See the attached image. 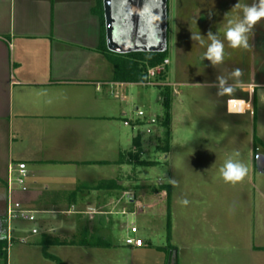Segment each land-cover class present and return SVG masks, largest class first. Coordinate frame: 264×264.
Segmentation results:
<instances>
[{
  "label": "crops",
  "instance_id": "obj_1",
  "mask_svg": "<svg viewBox=\"0 0 264 264\" xmlns=\"http://www.w3.org/2000/svg\"><path fill=\"white\" fill-rule=\"evenodd\" d=\"M254 2L168 0V48L171 41L175 65L169 66L167 82L170 140L172 125L182 117L187 98L197 100L194 108L209 99L203 121L227 135L235 123L244 124L241 131L248 149H234L233 133L226 137L231 147L214 154L231 156L239 151L247 157L249 182L254 186L257 180L261 211L259 242L251 245L249 252L264 264V179L253 176L256 155H264V118L260 115L264 106V20L253 29L248 49L231 48L224 35L228 21L242 16V8L235 5ZM99 9L98 0H0V241L6 239L9 227L11 193L13 199L35 211L37 226L33 230L41 234L35 242L37 234L30 235L33 230L15 235V239L29 236L22 242L39 244L46 261L61 263L46 255L50 254L48 246L70 245L64 242L78 234L80 225L104 239L113 235L115 229L122 228L118 218L122 209L131 207L129 203L122 206L125 193L136 195V178L132 176L136 167L130 153L137 135L130 134L123 121L132 110L128 91L139 84L110 86L119 82L112 81L113 66L99 51L105 35ZM102 12L104 16L103 1ZM209 32L225 45L224 62L214 67L204 59ZM199 34L203 45L192 39ZM182 60H187V65ZM236 68L243 70L239 85L231 93L218 94L211 84L223 76L229 85H235L231 73ZM189 74L197 80H188ZM195 86L206 89H191ZM123 94L127 100L121 98ZM234 101L244 102L246 108L239 113L231 111ZM200 152L204 157L212 154ZM20 163L28 173L26 192L13 184L10 189L9 179ZM56 214L65 215V224H53L48 215ZM57 227L70 238L58 235ZM0 264H4L1 258Z\"/></svg>",
  "mask_w": 264,
  "mask_h": 264
},
{
  "label": "rangeland",
  "instance_id": "obj_2",
  "mask_svg": "<svg viewBox=\"0 0 264 264\" xmlns=\"http://www.w3.org/2000/svg\"><path fill=\"white\" fill-rule=\"evenodd\" d=\"M170 42L167 56L171 58L172 65L169 66L172 67L175 61ZM181 62L187 65V60ZM187 77L190 81L197 80L190 74ZM200 88L206 89L191 87L193 90ZM127 96L128 107L132 109L129 111L130 117L136 116L134 110L137 106L148 114L146 118H141L146 124L135 131L129 127L128 131L141 135L142 153L140 151L139 159L153 163L133 167L136 202L132 204V200L125 199L126 204L122 206L129 203L131 207L125 206L127 208L122 210L130 213L135 209V215L122 214L118 217L122 228L115 229L113 235L105 237L109 246H48V252L61 263L44 260L39 244L24 243L14 238L10 240L8 248V264H260L257 257L253 258L249 252V247L259 242L257 228L258 213L261 211L257 202V180L253 186L247 175L241 183H225L219 169L230 155L214 154L215 150L217 153L220 149L231 147L226 137L233 136V133L234 149H248L241 131L244 124L235 123L234 130L232 133L228 131L227 135L210 122L203 121V118L207 119L209 99L202 105L199 102V108L195 109L193 105H196L197 100L187 98L182 117L172 125L168 150L160 151L156 134L162 140L167 129L158 126L155 134L148 132L150 125H147L153 116L162 118L164 107L160 100V89L157 86H133ZM245 108L244 102L234 101L230 109L239 113ZM260 115L264 118V106ZM163 146L162 143L160 147ZM200 151L205 155L211 151V157L199 156ZM210 159L213 161L209 162ZM238 159L247 166L246 156L240 155ZM253 173L256 179H264L263 175ZM169 179H174L177 185L173 187ZM165 185L168 188L162 191L161 186ZM182 199H187L189 203L182 205ZM48 217H51L55 226L65 224L64 219L67 221L62 214ZM36 222L14 220L12 227L16 231L13 235L31 232L36 228ZM132 225L138 228V236L145 243L143 248L132 249L124 242ZM57 233L63 238H70L62 235L63 231L59 227ZM40 236V232L35 235L34 242Z\"/></svg>",
  "mask_w": 264,
  "mask_h": 264
},
{
  "label": "water",
  "instance_id": "obj_3",
  "mask_svg": "<svg viewBox=\"0 0 264 264\" xmlns=\"http://www.w3.org/2000/svg\"><path fill=\"white\" fill-rule=\"evenodd\" d=\"M102 1L109 52L127 55L136 52L163 53L167 50L168 0ZM255 166L258 173L264 174L263 154L256 155Z\"/></svg>",
  "mask_w": 264,
  "mask_h": 264
},
{
  "label": "trees",
  "instance_id": "obj_4",
  "mask_svg": "<svg viewBox=\"0 0 264 264\" xmlns=\"http://www.w3.org/2000/svg\"><path fill=\"white\" fill-rule=\"evenodd\" d=\"M99 5V14L100 18L102 20V23L104 24V16L102 12V0H98ZM96 13H98V10L96 9ZM99 51L106 57V59L112 64L113 66V75H112V81L113 82H124V83H133V84H141L145 83L148 79L147 77V70L150 67L157 66L158 64H161L165 59L168 58L167 52L168 48L163 53H144V52H136V53H130L127 55H118L114 54L108 51L106 47V39L105 35H103L102 43L99 47ZM167 71L157 78V81L167 82ZM160 89H162V92L160 93L161 96V102L163 104V107L165 109L164 115L162 118H159L158 126L160 128L167 129L166 135L164 139H159V136H157L158 141H160V145L163 143L164 146L160 147V145L157 147L158 150H168L169 147V140H170V134L168 132V127L170 125V100H171V92H170V86H159ZM133 152L130 153V159L135 166H146V165H152L153 163L149 161H145L142 159H139L140 151L142 153L141 148V135L136 136V138L133 141ZM138 150V151H137ZM137 151V152H136ZM133 159V160H132ZM165 187L168 188L167 185L161 186V190L163 191ZM169 219H168V234L170 239V232H171V220H170V212L168 210ZM87 227L80 225L78 234L69 242H64L65 244L70 245H79V246H87V247H106L109 246V243L103 238L99 237L97 234H90L88 233V230H86ZM85 229V230H83ZM83 230V232H82ZM8 241L7 239H4L0 241V258L3 259L4 264H7L8 259ZM171 247V246H169ZM46 255L51 258H56L48 253Z\"/></svg>",
  "mask_w": 264,
  "mask_h": 264
},
{
  "label": "clouds",
  "instance_id": "obj_5",
  "mask_svg": "<svg viewBox=\"0 0 264 264\" xmlns=\"http://www.w3.org/2000/svg\"><path fill=\"white\" fill-rule=\"evenodd\" d=\"M235 7L242 8V16L228 21V27L224 33L225 39L233 49H248L251 46L250 36L253 33V29L261 20H264V0H255L253 4L244 6L237 3ZM207 37L210 43L207 44L204 59L210 61L213 67L222 64L224 62V43L212 32H209ZM192 39L199 41L202 45L205 43L201 34L192 36ZM242 75V69H233L231 76L236 80L235 85H229L225 77L217 76L216 82L212 83L211 86L217 88L218 94L231 93L239 85V78ZM239 156V151L234 152L219 169L225 183L235 185L243 182L247 177L249 169L245 163L238 159ZM169 183L173 187L177 185L174 179H169ZM180 203L186 206L189 201L182 199Z\"/></svg>",
  "mask_w": 264,
  "mask_h": 264
},
{
  "label": "built area",
  "instance_id": "obj_6",
  "mask_svg": "<svg viewBox=\"0 0 264 264\" xmlns=\"http://www.w3.org/2000/svg\"><path fill=\"white\" fill-rule=\"evenodd\" d=\"M169 65H170V60L167 58L161 64H158L157 66H154V67H150L147 70V77H148L147 81L139 85L157 86V87L169 86L168 82L157 81V78L163 75L167 71V68L169 67ZM127 84L124 82H119V83H111L110 86L124 87ZM110 92L112 95H116V92L114 90H111ZM120 96L123 100H127V96L125 94L120 95ZM134 113L136 116H134V118L127 117L123 121V124L127 127H131L132 129L137 130L140 126L146 124V122H144L141 118H146L148 114H146L143 110H139L138 107L135 108ZM158 121H159L158 116H153L148 121L147 125H150V130H148V132L156 134L157 127H158ZM156 136H159V135L156 134ZM27 178H28V173L26 170V165L23 163H20L16 165V167L13 169V174H12V177L9 179V184L10 186L13 184V186L15 185V187L18 190L22 192H26L28 190ZM11 188L12 186L10 187V189ZM125 199L132 200L131 201L132 204L136 202V196L133 192H126ZM135 213H136L135 209L134 211L132 210L130 213H128L125 210L122 211L123 215H127V214L135 215ZM20 219L30 221V222L35 221V211L25 208L20 201L13 199L10 193V198L8 202V210H7V220L9 222V227H8L7 234H6L8 246L10 244V240H13L15 238V236L13 235L14 230L10 227V223H12V221L14 220H20ZM129 232L130 234L127 235L124 240L127 246L132 247V248H141L145 246L144 241L140 237H138V228L135 225L131 226V228L129 229ZM35 234H37V230L34 229L32 233H30V235H35ZM21 239L24 241H27L29 239V236L22 237Z\"/></svg>",
  "mask_w": 264,
  "mask_h": 264
}]
</instances>
